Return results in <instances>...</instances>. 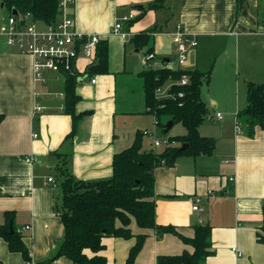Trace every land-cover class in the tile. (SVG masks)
I'll return each mask as SVG.
<instances>
[{
  "label": "crops",
  "instance_id": "crops-1",
  "mask_svg": "<svg viewBox=\"0 0 264 264\" xmlns=\"http://www.w3.org/2000/svg\"><path fill=\"white\" fill-rule=\"evenodd\" d=\"M152 1L72 0L68 5L75 29L99 33L108 43L107 71L87 73L96 55L92 60L81 55L76 62L77 75L86 79L75 82L79 95L75 111L85 113L72 136H68L71 116L63 110L65 73L46 71L42 80H36L33 57L7 46L0 36V226L7 221L6 212L15 231L30 226L20 234L31 258L29 263L10 251L0 237L3 264H36L57 251L64 236L58 210L63 178L59 167L64 159L76 179L92 181L109 178L114 154L138 135L146 151L168 145L164 143L168 135L158 136V124L148 129L155 118L145 105L141 56L126 53L133 49L144 56L147 47L138 48L131 38L153 29L148 46L162 62L173 58L176 45L171 33L177 24L197 40L185 68L209 71V80L201 87L209 113L199 132L214 139V150L209 155L183 153L173 165L160 162L154 167L155 220L177 226L186 236L193 234L192 225L210 222L214 253L205 264H264V243L256 240L264 214V127L256 126L250 133L240 123L242 133L235 132L236 112L246 104L247 82H264L250 79L258 75L264 80V0H164L162 8L150 9ZM58 9L57 21L62 17L59 2ZM128 12L136 14L122 26L128 36L109 34L114 17ZM5 19L0 12V22ZM204 55L213 56L210 65ZM216 75L232 90L221 100L203 88ZM36 105L41 108L36 110ZM216 112L222 119L215 118ZM175 134L181 133H171ZM145 136L152 142L159 138L161 146L147 145ZM30 155L33 161H25ZM196 198L201 210L192 209ZM129 227L135 235L146 234L132 264H155L157 255L187 247L172 233L157 238L154 229L138 227L134 220ZM135 241L134 236L104 237L100 253L110 263L124 264ZM51 264L72 263L60 257Z\"/></svg>",
  "mask_w": 264,
  "mask_h": 264
},
{
  "label": "trees",
  "instance_id": "trees-1",
  "mask_svg": "<svg viewBox=\"0 0 264 264\" xmlns=\"http://www.w3.org/2000/svg\"><path fill=\"white\" fill-rule=\"evenodd\" d=\"M59 0H1L3 8L10 14L15 10L19 14L30 13L36 24L50 25L57 21ZM164 0H153L150 9L162 8ZM131 21V20H130ZM128 21L126 25L130 23ZM148 29L135 34L133 40L138 48L146 46L151 39ZM107 40L101 39L96 46L95 55L98 67L94 72L107 71ZM66 72L63 85L65 101L63 110L71 116L72 124L68 136L76 130V122L85 112H76L75 104L79 95L74 90L79 75ZM144 78L145 105L148 112L157 120L158 126H164L161 118L172 120L173 125L180 123L184 129L181 134L168 135L169 144L161 150H144L140 135L132 144L117 152L112 160V175L109 178L85 181L76 179L65 167V159L59 167L61 179V203L59 216L64 228V236L57 251L36 264H51L63 257L72 264H115L110 263L100 251L105 247L104 237L113 236L136 241L129 249L124 264H132L140 251L146 234H133L130 223L135 221L141 228H151L156 236L165 233L176 235L187 247L176 254H160L155 264H205L208 256L214 253L211 242L210 222L203 221L192 225L193 234L186 236L173 224H159L155 220L154 167L160 162L173 165L183 153L190 155H209L214 150V139L201 135L199 126L208 116V108L201 97V87L209 80V71L185 67L147 68L140 72ZM183 75L188 83L181 84ZM168 85L163 97L155 95V88ZM88 112V111H87ZM239 123L244 124L251 133L256 126L264 127V82L248 81L246 84V104L236 112ZM3 115L0 114V121ZM177 144H171L172 142ZM187 144L184 150L180 147ZM7 221L0 226V237L7 243L8 249L21 254L30 263L28 248L22 235L10 232L11 214L5 213ZM261 231L256 232V240L264 243V214ZM190 247L191 249H188ZM0 264L3 262L0 260Z\"/></svg>",
  "mask_w": 264,
  "mask_h": 264
},
{
  "label": "built area",
  "instance_id": "built-area-1",
  "mask_svg": "<svg viewBox=\"0 0 264 264\" xmlns=\"http://www.w3.org/2000/svg\"><path fill=\"white\" fill-rule=\"evenodd\" d=\"M72 0H59V7L62 17L60 20L46 28H39L32 20L30 13L21 14L18 18L14 14H9L5 21L0 22V36L4 38L7 46L16 49L18 52L28 53L33 57V72L36 80L43 79V73L46 71L76 72V62L79 56L92 60L95 56V49L102 35L95 32H83L75 29L74 21L67 15V7ZM133 13L128 12L114 17L113 24L109 30V34L121 35L127 37L128 32L122 31L124 23L134 19ZM107 35V34H106ZM172 40L176 45V52L170 62H162L158 60L155 52H147L143 56L144 66L147 68H177L185 67L188 53L197 46L195 34L184 30L179 24L171 33ZM95 82V79H91ZM181 84L188 83V77L183 75L180 79ZM168 85H160L155 88V95L163 97L167 94ZM41 107L36 105L35 109ZM216 119H222L221 112L215 113ZM157 125V120L154 119ZM235 132L242 133V128L235 115ZM165 144H169L167 139ZM173 143V142H172ZM153 144L156 147L161 146V140L154 137ZM25 161H33V157L27 156ZM48 181H52L49 177ZM195 204L192 206L194 210H201L199 207L200 198L195 199ZM29 225H25L22 229H17V233L25 229H29ZM233 251L240 252L236 248Z\"/></svg>",
  "mask_w": 264,
  "mask_h": 264
},
{
  "label": "rangeland",
  "instance_id": "rangeland-1",
  "mask_svg": "<svg viewBox=\"0 0 264 264\" xmlns=\"http://www.w3.org/2000/svg\"><path fill=\"white\" fill-rule=\"evenodd\" d=\"M0 12L2 15H4V17H8L9 16V11L6 9V8H3L1 9L0 8ZM134 16H136L135 12H134ZM136 20V19H135ZM143 52V51H142ZM142 52H134V50L132 49L131 51H128L126 53V55H129L131 58H136L138 56H141V59H140V62L141 64L144 66V62H143V53ZM134 56V57H132ZM230 54L227 52L224 60L227 62L228 60L226 59V57H229ZM232 56H235V53H232ZM212 55H204V60H206V62L208 63V65H210L212 63ZM238 57L239 59L241 60L242 59V56L238 54ZM138 63V62H136ZM262 76H254V78H251L250 79H253L254 81H264L263 78H261ZM226 79H219V75H216L214 77H212L211 81L209 82V85H206V86H203L204 90L205 88H210L208 90V94L210 95H216L220 100L223 98L224 95L228 94V95H231V92L232 90H230L229 87L226 86V82H225ZM166 119L164 117L161 118V123L165 124L166 123ZM154 123V120L152 121V124H149V130L152 128V125ZM159 127V133H158V136H161L162 138H165L167 135H171V133H182V131L184 130L182 125L181 124H176V126H174V129L171 131V132H166V133H163V127L162 126H158ZM170 131V130H169ZM146 137V142H147V145H152L154 146L152 140L150 138H148L147 136ZM156 148V147H155Z\"/></svg>",
  "mask_w": 264,
  "mask_h": 264
},
{
  "label": "water",
  "instance_id": "water-1",
  "mask_svg": "<svg viewBox=\"0 0 264 264\" xmlns=\"http://www.w3.org/2000/svg\"><path fill=\"white\" fill-rule=\"evenodd\" d=\"M2 6H3V4L1 3V7H2ZM133 8H134V9H141L142 6H133ZM12 14L16 15L18 18L20 17L19 12L15 11V10L12 11ZM166 61H167V62H170V59H167ZM97 64H98L97 61H95V63H93V64H90V65L87 67V73H90V72L95 71L96 68H97ZM82 78H83V79H86V76H83ZM82 78H79V79H82ZM172 125H173V121H172V120H167V122H166L165 125H164L163 132L166 133L167 131H169L170 128L172 127ZM186 147H187V144H186V143H183V144L181 145L180 149H181V150H184ZM10 232H11V233L13 232V230H12V228H11V225H10Z\"/></svg>",
  "mask_w": 264,
  "mask_h": 264
}]
</instances>
